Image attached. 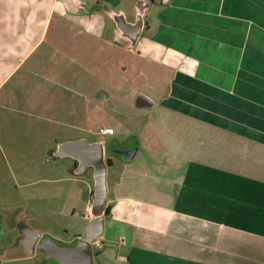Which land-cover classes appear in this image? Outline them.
I'll return each mask as SVG.
<instances>
[{"label":"crops","instance_id":"obj_1","mask_svg":"<svg viewBox=\"0 0 264 264\" xmlns=\"http://www.w3.org/2000/svg\"><path fill=\"white\" fill-rule=\"evenodd\" d=\"M139 12L132 44L119 19ZM109 136L134 158H108ZM79 141L110 161L92 246L117 264H264V0H0V264L55 260L25 187L85 184L94 219L93 177L67 175L89 169L59 153Z\"/></svg>","mask_w":264,"mask_h":264},{"label":"rangeland","instance_id":"obj_2","mask_svg":"<svg viewBox=\"0 0 264 264\" xmlns=\"http://www.w3.org/2000/svg\"><path fill=\"white\" fill-rule=\"evenodd\" d=\"M120 105L123 106V104ZM117 139V136H109L105 138L107 157L114 160V162L124 160L117 154ZM59 162L66 166H72V163L66 160H59ZM88 172V174L86 173L79 176H72L71 173L67 175L75 179H81L82 177L84 180H88L90 182V178L92 180L93 170L89 168ZM57 176H62V174H58ZM43 177L48 176L43 175ZM10 181L11 184H13L14 180L12 177H10ZM90 184L93 186V181H91ZM14 190L15 189L11 187L9 189L10 192L5 194V206L12 205V201H14V198L18 193L13 192ZM87 191L88 187L85 184L67 181L53 184L39 182L33 186L21 189L19 193L23 194L20 196V201L26 206L24 223H27L33 229L37 228L46 231V233H48L47 236L51 237L55 241L64 244H76L78 236L83 238L86 233V229L84 227V214L86 210L85 199ZM66 192L68 194H66ZM67 196L72 197H69L67 201ZM21 197L22 199L24 198L23 201ZM72 198H74L76 202H72ZM92 248L95 252V264H117L116 251H113V249H102L97 245H93ZM38 259L41 262L44 261V254L38 252ZM46 263L58 264L55 260H49Z\"/></svg>","mask_w":264,"mask_h":264},{"label":"water","instance_id":"obj_3","mask_svg":"<svg viewBox=\"0 0 264 264\" xmlns=\"http://www.w3.org/2000/svg\"><path fill=\"white\" fill-rule=\"evenodd\" d=\"M119 28L127 34L132 42L136 43L140 37L144 26L143 13L139 12L134 25L126 24L123 19H119ZM137 148L118 151L126 161H131ZM62 156L66 154L77 160L80 164V170L85 171L91 168L93 170L94 192L92 208L99 207V211L91 214L94 219L86 227L85 239L76 246H63L49 237H44L38 244V249L45 252L48 259H55L59 264H95L92 244L99 238L103 232L105 218V202L108 196L107 171L109 169L108 161L105 160V150L102 144H88L85 141L64 144L59 148ZM41 235L38 232L29 231L27 238V248L33 251L36 242Z\"/></svg>","mask_w":264,"mask_h":264},{"label":"built area","instance_id":"obj_4","mask_svg":"<svg viewBox=\"0 0 264 264\" xmlns=\"http://www.w3.org/2000/svg\"><path fill=\"white\" fill-rule=\"evenodd\" d=\"M101 133L112 135L114 133V130L111 128H108V129L101 130Z\"/></svg>","mask_w":264,"mask_h":264},{"label":"bare ground","instance_id":"obj_5","mask_svg":"<svg viewBox=\"0 0 264 264\" xmlns=\"http://www.w3.org/2000/svg\"><path fill=\"white\" fill-rule=\"evenodd\" d=\"M99 211V207H95V208H92L90 209V213L92 214L93 212H97Z\"/></svg>","mask_w":264,"mask_h":264},{"label":"trees","instance_id":"obj_6","mask_svg":"<svg viewBox=\"0 0 264 264\" xmlns=\"http://www.w3.org/2000/svg\"><path fill=\"white\" fill-rule=\"evenodd\" d=\"M108 164H109V166H110V161H108ZM106 213H108V211H106Z\"/></svg>","mask_w":264,"mask_h":264}]
</instances>
